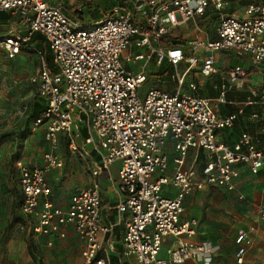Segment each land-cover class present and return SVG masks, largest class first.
Returning a JSON list of instances; mask_svg holds the SVG:
<instances>
[{
  "label": "built area",
  "instance_id": "built-area-1",
  "mask_svg": "<svg viewBox=\"0 0 264 264\" xmlns=\"http://www.w3.org/2000/svg\"><path fill=\"white\" fill-rule=\"evenodd\" d=\"M230 7L232 0H116L102 19L84 24L65 12L63 0H0V13L20 15L26 28L24 34L10 30L0 38L7 57L14 59L22 51L40 56L33 82L45 110L33 120V131L44 127L49 151L42 165L16 161L20 209L32 233L53 242L66 239L71 226L84 242V264H113L103 242L113 226L101 217V176L117 164V179H109L120 194L116 209L125 226L123 258L134 256L139 264L191 259L212 264L216 247L211 242L186 240L197 234L199 224L184 217L186 198L211 186L244 199L238 190L242 168L264 175V87L249 84L253 72L264 73V0L242 6L240 13L228 12ZM206 14L215 18V36L200 25ZM191 21L194 27L182 46L164 45V39L175 38L173 31ZM35 33L49 43L56 72L41 51L28 45ZM223 52L243 57L244 64L225 70ZM151 60L157 67H174L175 90L152 85L140 93ZM214 75L220 84L213 101L197 90ZM233 91L244 98H230ZM213 102L236 109L220 115ZM243 119L259 123L261 135L246 130L235 143L223 141L221 133ZM169 138L176 153L172 170ZM62 142L85 159L92 177L91 184L76 187L66 207L52 200L48 181L49 173L64 165L57 153ZM190 149L204 152L199 169L187 166ZM170 187L175 191L167 196ZM170 236L175 242L162 258ZM237 243L236 260L243 264L251 239L243 233Z\"/></svg>",
  "mask_w": 264,
  "mask_h": 264
},
{
  "label": "rangeland",
  "instance_id": "rangeland-1",
  "mask_svg": "<svg viewBox=\"0 0 264 264\" xmlns=\"http://www.w3.org/2000/svg\"><path fill=\"white\" fill-rule=\"evenodd\" d=\"M241 8L243 7L235 4L228 9V12H238ZM98 10V13L101 10L104 12L105 7ZM6 14L9 16L8 21L10 20L13 23L14 32L24 34L26 28L20 24V15ZM71 15L83 20L82 11L76 10ZM83 23L86 24L84 21ZM194 23L191 21L186 27L173 31L174 36L172 37L186 40L192 32ZM215 27V24H213L207 29L211 35H214ZM5 51L0 46V176H3L6 181L4 183L5 194L9 197L8 200L11 201V232L5 231L2 236V230H0V238L22 240L29 243L38 242V240L44 242L43 238L40 239L28 232V220L22 215L20 206L13 211L14 203L20 205V191L15 162L22 158L31 163H40L43 155L49 149V144L45 139L46 136L40 131L33 132V118L31 116L38 95L37 85L33 82V78L36 77L40 69V56L38 52L28 53L27 51L19 54L14 59H9ZM223 57L224 68L244 64L243 57L235 56L231 52H223ZM45 60L50 71L56 72L57 67L54 63L52 50L45 53ZM148 70L150 71L149 79L140 89L142 95L152 85L165 87V89L172 91L175 90V81L171 79L172 74L175 73L173 66L165 64L157 67L152 63L149 65ZM183 70L184 66L181 64L179 72ZM160 78L165 83H159L158 79ZM204 82L208 85L220 84L219 76L214 75L205 78ZM170 84H172L171 88H169ZM249 84L254 87H264V73L257 74L253 72ZM220 106L222 105L218 104V108ZM223 106L234 108L232 105ZM252 127L254 128V125ZM260 127L258 125L255 130L261 135ZM168 142L172 143L173 140L169 138ZM60 148L59 155L63 158L64 165L61 168L54 169L55 171L49 176L53 187L52 191L57 201L67 199L71 189L76 184H80L79 181L82 176H89L85 159L80 154L69 151L65 142L61 143ZM189 157L188 165L197 169L205 159L196 150H191ZM196 157L197 160H195ZM173 158L172 155L171 159ZM116 169L117 166H115ZM241 185L244 191V199H240L237 192L211 186L203 190L196 189L191 193L193 200H198L203 212L202 219L199 218V222L200 220H208V223L217 229L212 236L222 240L228 253L233 252L234 248L237 251L241 246L240 243H237V239L241 234L247 233L251 238V232H255L256 220L262 219L264 222V178L245 174ZM262 230V228L259 230L260 235L254 237L259 242H262L263 239L261 235L264 232ZM76 249L77 251H75ZM80 252L81 248L74 247L67 249V251L63 250L61 255L53 253V255L47 256L35 252L34 254L31 253V256L34 262L39 264H83L81 259L78 263L76 262L77 254H80ZM228 261L226 259L225 263L228 264ZM255 264H264V262H256Z\"/></svg>",
  "mask_w": 264,
  "mask_h": 264
},
{
  "label": "crops",
  "instance_id": "crops-1",
  "mask_svg": "<svg viewBox=\"0 0 264 264\" xmlns=\"http://www.w3.org/2000/svg\"><path fill=\"white\" fill-rule=\"evenodd\" d=\"M236 1L237 0H235V1L232 0V5H233V3H235L237 6L242 7V5H240ZM63 2H64L65 12L72 14L76 10L82 11L83 20L82 19L81 20L84 21L86 24H91V23H95V22L99 21L100 19H102L107 14L110 6L112 4H115L116 0H63ZM95 3H98V4H95ZM102 7H105L104 12H102V10H101V12L98 13L99 12L98 9H100ZM89 9L92 12L91 15L93 14L94 16L88 15ZM240 12L241 11L239 10L236 13H240ZM3 13H5V12H3ZM10 30H13V23L10 25ZM1 35H3V34H0V36ZM213 36H215V34ZM133 51L138 52L136 49H134ZM24 52L25 51H22L21 53H24ZM6 55H7V53H6ZM22 56H24V55H22ZM220 57H221V61H223V58H224L223 54H221ZM224 61H225V59H224ZM152 63L155 64V61L151 60L148 63V69H149V65ZM39 68H40V66H39ZM224 69L227 70L228 67H226ZM149 74H150V71H149ZM215 76H219V75H215ZM204 81H205V79L201 81V85L199 86V89L197 90V94L199 96H202V97H208L214 101V99L218 96V90L216 89V85H218V84L214 83L213 85H211V84L208 85ZM219 81H220V76H219ZM171 87H172V84H170L169 88H171ZM161 89H165V87L161 88ZM166 90L172 91L170 89H166ZM229 97L230 98H236V99L240 100V99L244 98V93H242L241 91H233V92L229 93ZM213 105H214V108L216 109V111L220 115L228 114V112L229 113L233 112L236 109L235 107L234 108L233 107L228 108V107L223 106V105L218 108V104L215 102H213ZM253 125H254V128L252 127ZM258 125H260V124L259 123H253V122L249 121L248 119L240 120L239 122L236 123V126H234L233 128L224 130L221 133V139L223 141H226V143L228 142L229 144L235 143V141L239 138V136L241 135V133L243 131L248 130L251 132H257V130H255V129L257 128ZM37 131L38 132L40 131L44 135V127H40L36 131H33V132H37ZM168 143L166 146V152H167V154L169 156V160H170V170H172V168L174 166L173 160L175 158L176 153L173 149L172 143H170V142H168ZM168 145L170 146V149H169ZM60 149L61 148H59V150L57 151L58 154H59ZM191 150H196V149H190V151ZM48 151H49V149L46 152H48ZM190 151H189V153H190ZM196 151H199L201 153V155L203 157H205L204 152L202 150H196ZM189 153H188V158H187V166H189L188 165V161L190 158ZM172 155L174 157L173 159H171ZM18 160H22L23 162L30 164V165H42L43 164V158H42V161L40 163H31V162H29L25 159H22V158H20ZM195 160H197V157L195 158ZM202 164L203 163H201V166H202ZM115 166H117V168H118V165L114 164L111 167L110 172H106L101 176V188H102L101 189V195H102V205H103L101 208V217H102L103 222L113 226V230L110 233H108L107 236L105 235V237H103V239H104L103 242H104V246L107 249V252H108L113 264H139L138 261L136 260V257L130 256V258L125 259L121 255V253H122V242L124 241L123 238H124V233H125V226H124V223H119V216H118L117 209H116V206L120 200V194L118 192L119 189H117L116 185L113 184L109 179L110 176L114 179H117V173L118 172H117V169L115 170ZM15 169H16V162H15ZM17 170L18 169H16V172H17L18 183H19V175H18ZM53 171H55V170L53 169ZM53 171H51L48 175V181H49L51 188H53V187L51 185L49 176L53 173ZM245 174H249L251 176H254V175L250 174L247 169L242 168V177H241V180L239 183V189L238 190L243 194H244V191H243L241 184L243 182V177L245 176ZM257 176H260V177L262 176L264 178L263 174L257 175ZM5 182L6 181H5L4 177L0 176V230H2V236H3V233L5 231L11 232V201L8 200L9 197L7 196V194H5V190H6L5 185H4ZM79 182H80V184H76L74 186V188L71 189V192H70L67 199H61L58 201L55 200V197H54V194L52 191V200L58 206L66 207L67 205H69L68 203L70 201V197L74 193L76 187L87 186V185L91 184L92 177H91L90 173H89V176H82V178L80 179ZM19 191H20V206H21L22 192H21L20 184H19ZM174 191L175 190H173V188L170 187L169 189L166 190L165 195L172 196L174 194ZM5 196H6V198H5ZM193 199L194 198H193V196H191V194L186 198L185 208H187V209L184 213V217L185 218H191V219L196 218V219H198V222H199V218L202 219L201 217L203 216V212H202V209L198 203V200L194 201ZM20 211H21V209H20ZM22 215H24V214L22 213ZM26 219H27V217H26ZM254 227H256L255 232L254 233L251 232V238H250L251 244L248 245L247 252L245 254V260H244L245 264H255L256 262H261V261L264 262V234L261 235L263 238L262 242H259L258 240H256L257 238L256 239L254 238L255 236L260 235L259 230L261 228L263 229L262 231L264 232V222L262 221V219L256 220V224L254 225ZM27 228H28L29 233H31L35 237H39L40 239L43 238L44 242L38 240V242L29 243L27 241H22V240H11V239H5V238L1 239L0 238V264H39V263H35L32 256H31L35 252H37L38 254L40 253V254L47 255V256L53 255V253H58L59 255H61L63 250L67 251V249L74 248V247L81 248L80 254L79 253L77 254L76 262L78 263L79 259H81L82 263L84 264L83 257H82V251L84 249V242L77 235V233L75 232L73 227H71V226L66 227V231H67L66 239H56L55 238V240L53 242H50L51 239L47 236L35 235L34 233H32L29 223H28ZM216 230L217 229H215L213 226H211L208 223V220H200L198 227H197V234L194 237L186 239V240L191 241V242H196V243H201L204 241L211 242L216 247V251H215L214 256H213L214 257V263L213 264H226L225 263L226 259L229 260L228 264H238L237 260H236V254H237L236 249L234 248L233 252H231V253L226 252V249L224 247V243L222 242V240L217 238V237L215 238L212 236V234ZM252 236H253V238H252ZM164 241L165 242L163 243V248H162L161 253H160V256L162 258L167 257V252H166L167 248L170 247L173 244V242H175V239L170 236V237L165 238ZM17 245H18V249H17ZM75 251H77V249ZM183 264H202V262H201V259H191V260H187Z\"/></svg>",
  "mask_w": 264,
  "mask_h": 264
},
{
  "label": "trees",
  "instance_id": "trees-1",
  "mask_svg": "<svg viewBox=\"0 0 264 264\" xmlns=\"http://www.w3.org/2000/svg\"><path fill=\"white\" fill-rule=\"evenodd\" d=\"M235 1V0H234ZM254 0H237L236 2L239 3L240 5H247L251 2H253ZM258 1V0H255ZM98 4V3H95ZM233 5H235V3H233ZM67 13V12H66ZM91 10H88V15H91ZM69 16H71L72 18H75V16L67 13ZM8 15L6 13H1L0 14V34H7V32L10 31V25L12 24V22L9 20L8 21ZM77 19V18H76ZM215 21V18L212 17L209 14H206L200 25L207 30L210 26H212ZM1 35L0 38L3 36ZM164 45L166 47H175V46H182L185 43L184 39H180V38H174V39H169L166 40L164 39ZM28 45L32 48H35L37 51H41V54L43 55V57L45 58V53L51 50L49 43L47 42V40L45 39V37L43 36V34L40 33H35V35L32 36V38L30 39V41L28 42ZM45 110V104L42 101V99L40 98L39 95L36 96V100L34 102V107L31 113V116L33 118V120L40 116L42 114V112ZM20 205H17V203L13 204V210L15 211Z\"/></svg>",
  "mask_w": 264,
  "mask_h": 264
}]
</instances>
